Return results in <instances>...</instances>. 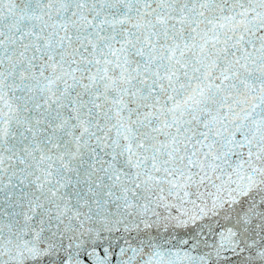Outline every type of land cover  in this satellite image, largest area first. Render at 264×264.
Here are the masks:
<instances>
[{"label": "snow or ice", "instance_id": "1", "mask_svg": "<svg viewBox=\"0 0 264 264\" xmlns=\"http://www.w3.org/2000/svg\"><path fill=\"white\" fill-rule=\"evenodd\" d=\"M0 264H264V0H0Z\"/></svg>", "mask_w": 264, "mask_h": 264}]
</instances>
